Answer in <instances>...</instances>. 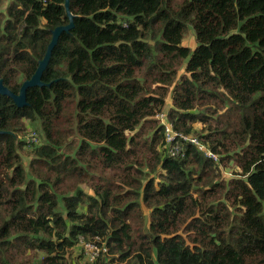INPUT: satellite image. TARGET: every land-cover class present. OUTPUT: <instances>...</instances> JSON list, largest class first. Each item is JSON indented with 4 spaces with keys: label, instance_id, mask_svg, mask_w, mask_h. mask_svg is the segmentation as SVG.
<instances>
[{
    "label": "trees",
    "instance_id": "obj_1",
    "mask_svg": "<svg viewBox=\"0 0 264 264\" xmlns=\"http://www.w3.org/2000/svg\"><path fill=\"white\" fill-rule=\"evenodd\" d=\"M69 8L73 27L41 76L50 85L27 88L23 107L0 95V264H264V0ZM68 20L64 0H0L7 88ZM165 109L187 139L166 141ZM23 119L39 122L38 144L16 138ZM100 238L95 260H68Z\"/></svg>",
    "mask_w": 264,
    "mask_h": 264
},
{
    "label": "rangeland",
    "instance_id": "obj_2",
    "mask_svg": "<svg viewBox=\"0 0 264 264\" xmlns=\"http://www.w3.org/2000/svg\"><path fill=\"white\" fill-rule=\"evenodd\" d=\"M180 1L182 0H175V2H177V5L180 4ZM6 4V2L4 3ZM3 6V5H2ZM176 7V6H174ZM182 43H184L185 45L189 46L190 48H194L197 44L196 42V39H195V32H194V29L193 27L191 26L190 23H188L187 25V29L183 35V39H182ZM171 105V97L170 96H167L166 98V109ZM166 109L164 112H161V113H164V114H167L166 113ZM159 113L157 115L158 119H160V114ZM167 117V116H166ZM160 123L163 124L161 122V119H160ZM23 124H24V127H25V130L23 133H20V134H17L16 135V138L17 139H23V140H27V138L29 137V134L31 132H36L37 134V140L34 142L35 143H39L43 137L41 136V134L39 135V122L37 121H34V123H31L29 120L27 119H23ZM197 127V125H196ZM183 146L181 144L178 143V147L175 149V151H178L180 149H182ZM28 147H25V148H22L19 150V153L21 154V157H22V160H23V163H25V165H27V162L29 160V155H28ZM202 149L204 150V146L202 145ZM229 166H233L232 164H230ZM228 170L230 171L229 168H226L224 169V176H229V172ZM86 191L88 192H91L90 190H88L87 188H85ZM147 216V219H148V215ZM96 239H98V237H95ZM101 239V238H100ZM81 241H84V242H93V241H89V240H80L78 244L75 245L74 248L70 249V253H69V258L68 260L72 263H85V262H92V261H88L87 257H86V254L84 252V249L82 248V242ZM100 248H103L105 247V239H101V242L100 244H97ZM103 252H101L99 255H101ZM115 264L117 263V261L114 262ZM125 261H121L120 264H124Z\"/></svg>",
    "mask_w": 264,
    "mask_h": 264
},
{
    "label": "water",
    "instance_id": "obj_3",
    "mask_svg": "<svg viewBox=\"0 0 264 264\" xmlns=\"http://www.w3.org/2000/svg\"><path fill=\"white\" fill-rule=\"evenodd\" d=\"M64 8H65L67 17L69 19L68 23L64 25H58L54 29H52L51 39L46 46V50H45L43 57L38 60L37 66L34 72L32 73V75L21 83V86L18 92L14 93L9 88H7V86L3 84V81L0 78V95H5V96L10 97L17 107H23L24 105L27 104V100H26L27 88L33 87V86L50 85V83H45L42 81L41 79L42 73L48 64L52 49L56 45L59 35L63 31H69L73 27V14L71 13L70 8H69V0H64ZM4 132H7V131L0 130V133H4Z\"/></svg>",
    "mask_w": 264,
    "mask_h": 264
},
{
    "label": "built area",
    "instance_id": "obj_4",
    "mask_svg": "<svg viewBox=\"0 0 264 264\" xmlns=\"http://www.w3.org/2000/svg\"><path fill=\"white\" fill-rule=\"evenodd\" d=\"M160 119L161 122L163 123L164 127H165V137H166V141L171 143L173 140H175L176 136L181 137L182 139H187V137L181 133H178L176 131H173L170 123L167 120L166 114L161 113L160 114ZM37 140V134L36 132H31L29 134V137L27 138V142H35ZM191 141L194 143H197L196 138H191ZM176 142H178L176 140ZM178 147V143H174L172 148L176 149ZM200 148H202V145L200 146ZM207 154H209L212 158H216L215 154L211 153L210 151L207 152ZM82 242V248L84 249V252L86 254V257L88 259V261H93L97 258V256L103 252L106 251V247L100 248L96 242Z\"/></svg>",
    "mask_w": 264,
    "mask_h": 264
}]
</instances>
